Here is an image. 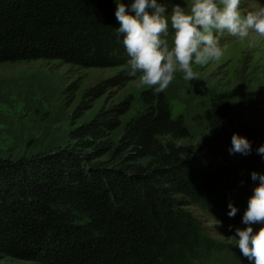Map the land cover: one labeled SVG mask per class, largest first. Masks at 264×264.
Listing matches in <instances>:
<instances>
[{
    "label": "trees",
    "instance_id": "1",
    "mask_svg": "<svg viewBox=\"0 0 264 264\" xmlns=\"http://www.w3.org/2000/svg\"><path fill=\"white\" fill-rule=\"evenodd\" d=\"M208 1L0 0V63L116 69L83 91L71 123L139 74L162 69L165 78L104 103L68 131L71 144L0 158V259L241 264L264 254V85L252 92L242 77L228 89L166 69L199 50L200 29L220 23L218 11L195 10ZM173 79L196 104V137L171 114Z\"/></svg>",
    "mask_w": 264,
    "mask_h": 264
},
{
    "label": "rangeland",
    "instance_id": "2",
    "mask_svg": "<svg viewBox=\"0 0 264 264\" xmlns=\"http://www.w3.org/2000/svg\"><path fill=\"white\" fill-rule=\"evenodd\" d=\"M213 1L209 10L201 3L194 4V8L203 16L212 9L218 11L220 23L200 29L196 41L200 44L199 50L189 48L183 51L176 61L169 60L172 62L166 65V69L169 68L175 74L189 72L194 79L199 78L207 84L217 82L228 89L244 77V82L255 92L264 85V0ZM206 43L210 45L202 48ZM173 56L175 58L176 55ZM115 71L113 68H80L58 60L0 63V158L15 160L71 144L68 131L90 119L104 103H116L128 93L136 94L141 88L158 80L165 81L162 69L139 74L123 88L94 100L91 107L71 123L72 111L83 91ZM173 81L168 82L171 85V114H183L191 136L196 137L202 128L192 118L196 104L187 106L179 97L178 86ZM73 82L76 85L72 86ZM256 122L262 126L261 120ZM118 134L119 131H116L113 139ZM244 154L245 150L234 151L232 163L239 162ZM223 235H218V238L232 236ZM255 258L250 263L244 262L264 264V254L256 255ZM0 264L24 262L5 258L0 259ZM226 264L239 263L238 260H230Z\"/></svg>",
    "mask_w": 264,
    "mask_h": 264
}]
</instances>
